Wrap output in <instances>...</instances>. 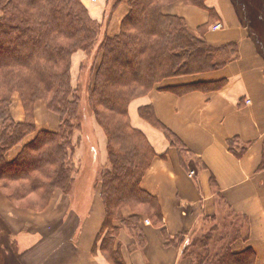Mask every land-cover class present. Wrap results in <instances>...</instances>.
I'll return each instance as SVG.
<instances>
[{"label":"crops","instance_id":"obj_1","mask_svg":"<svg viewBox=\"0 0 264 264\" xmlns=\"http://www.w3.org/2000/svg\"><path fill=\"white\" fill-rule=\"evenodd\" d=\"M204 2L212 13L181 1L168 4L163 11L184 18L192 31L207 24L206 42L212 46L235 43L237 57L217 70L164 79L157 85L160 89L130 101L129 124L143 132L156 154L140 186L155 198L160 218L152 210L151 214L143 212L137 229L119 225L115 245L123 264H196L182 253L183 245L190 235L214 224L220 212L218 221L224 227L234 225L243 231L232 242L233 250L251 248L253 264H264V168L259 167L264 154V0ZM82 3L95 20H105L101 37L117 34L128 10L123 1L115 7L113 0ZM217 22L221 28L213 29ZM219 80L223 84L216 90L182 95L165 90ZM41 106L48 111L45 104ZM143 106L152 108L155 118L177 136L178 144L171 145L159 128L140 117ZM48 112L41 126V116L34 109L36 130L58 128L57 116ZM11 115L15 122L26 119L17 95ZM95 125L93 141L84 146L90 151V173L84 140L81 137L77 144L74 138L76 171L71 190L56 189L41 210L30 204L15 205L0 190V256L4 257L0 264H112L100 247L105 209L96 180L108 161L105 133ZM33 137L27 135L11 148L7 159L16 157L23 143ZM230 141L243 153L235 155ZM81 187H85L84 194ZM131 213L129 207L122 209L123 217ZM178 236L183 242H166Z\"/></svg>","mask_w":264,"mask_h":264},{"label":"trees","instance_id":"obj_2","mask_svg":"<svg viewBox=\"0 0 264 264\" xmlns=\"http://www.w3.org/2000/svg\"><path fill=\"white\" fill-rule=\"evenodd\" d=\"M121 1L127 13L119 32L102 39L87 90L89 110L106 136L108 163L99 170L96 184L105 209L100 247L112 264H123L115 245L120 224L137 229L143 212L152 210L160 218L155 198L140 186L156 154L143 132L129 124L130 101L165 78L217 70L237 57L235 43L212 46L206 42L207 24L192 31L184 18L163 11L181 1L212 13L204 0H113V7ZM95 26L81 0H0V185L13 187L7 193L12 200L25 199L39 209L56 189L67 192L73 182V136L79 128L80 108L77 91L70 84L69 63L76 50L89 49L97 41ZM222 84V80L204 81L165 90L182 95L216 90ZM13 91L20 94L25 110L22 122L12 119ZM40 100L58 115V132L36 130L33 106ZM139 115L159 128L171 145L178 144L177 136L155 118L150 106L140 107ZM34 132L16 157L7 159L8 151ZM229 148L237 156L243 153L233 141ZM259 167L264 168V154ZM29 195L33 196L27 199ZM125 207L132 210L128 217L122 215ZM220 226L219 233L215 223L189 236L182 253L196 264H253L251 248H232V242L244 235L242 230ZM176 239L183 240L178 236L166 242Z\"/></svg>","mask_w":264,"mask_h":264},{"label":"rangeland","instance_id":"obj_3","mask_svg":"<svg viewBox=\"0 0 264 264\" xmlns=\"http://www.w3.org/2000/svg\"><path fill=\"white\" fill-rule=\"evenodd\" d=\"M82 2V0H81ZM125 4V3H124ZM126 5V4H125ZM86 8L87 6L84 5ZM127 6V5H126ZM128 8V7H127ZM88 10V14L90 16V18L92 20H94L95 24H96V30L98 31V37H97V41L95 43H93V45H91V48L89 49H78L76 50L73 54H71V57H70V63H69V73H70V84L72 85V87L77 91V96H78V101H79V105H78V108L79 109V118H78V122L76 121V124L77 126H79V128L75 131L74 133V136H73V143H74V138H78L77 139V144L79 142V140L81 139L82 137V140H84V142L82 143L83 144V147L85 146L86 143H88L89 141H93V137H94V134H95V131L92 127V124L94 126L95 123L98 125V123L96 122V120L94 121L95 123H92V120L90 119V117H93V114L92 112L89 110V95L87 93V90L88 88L91 87V84H92V80H93V75H94V72L92 71L93 70V67L95 66V62L97 61V59H99L100 57V51H99V47H100V44H101V41L102 39L105 37V34L102 35L101 37V31H104V26H105V20L103 19L101 22L98 21V20H95L93 18V15H91L89 13V9L87 8ZM215 25V24H214ZM214 25L212 26V28L214 27ZM218 28H221V23L217 24ZM190 29V28H189ZM193 30H196V29H193ZM119 32V31H118ZM117 32V33H118ZM116 35V34H115ZM114 36V35H113ZM3 49H5L6 47L8 46H1ZM92 71V72H91ZM73 72V73H72ZM189 76V75H188ZM176 77H182V76H176ZM169 78H172V77H169ZM167 79V78H165ZM163 81V80H162ZM161 81V82H162ZM160 82V83H161ZM158 83V85L160 84ZM165 88V87H164ZM153 89H157V86H154ZM151 91V90H150ZM149 91V92H150ZM17 95L19 100L21 101V98H20V94L18 93V91H13L12 95H11V105H12V99L14 100V96ZM38 102V104H40V107L39 109L36 107V106H33V118H34V109L36 110V114L37 116H41V126H44V120H47V118H43L44 116V112H50V114H54L55 117L57 116L58 118V128L56 130H51V129H42V130H47V131H51V132H58V129H59V125H60V119L58 117V115H56L53 111H50V110H43V107L41 106V104H45L44 101H36ZM35 102V104H36ZM37 104V106H38ZM23 106V105H22ZM24 108V107H23ZM11 109V107H10ZM25 111V110H24ZM48 112V113H49ZM13 119V118H12ZM95 119V118H94ZM14 120V119H13ZM50 122V121H49ZM99 126V125H98ZM100 127V126H99ZM101 128V127H100ZM102 130V128H101ZM103 131V130H102ZM101 131V132H102ZM103 133V132H102ZM104 134V133H103ZM30 135V134H29ZM32 135H35V132L32 133ZM84 136L87 138V140H85ZM27 137V136H26ZM25 137V138H26ZM24 138V139H25ZM23 139V140H24ZM75 147H76V144H75ZM100 149V148H99ZM101 151V150H100ZM99 151V152H100ZM84 158L85 160L88 162L87 164V169H88V173H90V166L92 165V162L89 161L88 158H90V151L89 149L86 150L85 147H84ZM107 161H108V158H107ZM78 166V165H77ZM0 190L2 192H4L7 196L8 194L7 193H10L13 191V187H7L5 188L4 186H1L0 185ZM69 190H71V188L69 187ZM68 191V190H67ZM33 195H29L27 199L29 198H32ZM52 197V195L49 197V200L50 198ZM10 198V197H9ZM12 200V199H11ZM48 200V201H49ZM15 205H24V204H28L29 202L25 199L23 200H19V201H16V200H13L12 201ZM48 203V202H47ZM46 203V204H47ZM30 204V203H29ZM46 204L44 205V207L46 206ZM44 207H41L39 208L40 210ZM147 210V209H146ZM147 212V211H146ZM219 218L216 219V221H218L220 218H221V212L219 214ZM215 221V222H216ZM214 222V224H215ZM220 224H222V221H218ZM209 224V222H207L205 225H204V228H206ZM219 229L217 231V233L221 232V230L223 228H221V226H219ZM243 232V231H242ZM191 236V235H190ZM190 238V237H189ZM188 238V240H189ZM219 243V242H218ZM4 258V257H3ZM1 258L0 256V259H3Z\"/></svg>","mask_w":264,"mask_h":264},{"label":"built area","instance_id":"obj_4","mask_svg":"<svg viewBox=\"0 0 264 264\" xmlns=\"http://www.w3.org/2000/svg\"><path fill=\"white\" fill-rule=\"evenodd\" d=\"M217 27H218V25H215V26H214V28H217ZM192 173H193V172L191 171V172H190V175H192ZM145 222H146V223H149V220L146 219Z\"/></svg>","mask_w":264,"mask_h":264},{"label":"bare ground","instance_id":"obj_5","mask_svg":"<svg viewBox=\"0 0 264 264\" xmlns=\"http://www.w3.org/2000/svg\"><path fill=\"white\" fill-rule=\"evenodd\" d=\"M81 193H82V194L85 193V187H81Z\"/></svg>","mask_w":264,"mask_h":264}]
</instances>
